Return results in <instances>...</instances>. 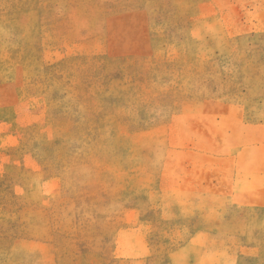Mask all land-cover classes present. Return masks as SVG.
Instances as JSON below:
<instances>
[{
  "label": "rangeland",
  "instance_id": "obj_1",
  "mask_svg": "<svg viewBox=\"0 0 264 264\" xmlns=\"http://www.w3.org/2000/svg\"><path fill=\"white\" fill-rule=\"evenodd\" d=\"M0 264H264V0H0Z\"/></svg>",
  "mask_w": 264,
  "mask_h": 264
}]
</instances>
